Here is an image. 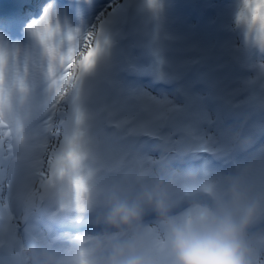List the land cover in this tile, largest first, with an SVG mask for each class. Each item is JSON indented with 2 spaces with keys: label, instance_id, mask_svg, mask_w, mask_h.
Wrapping results in <instances>:
<instances>
[{
  "label": "snow or ice",
  "instance_id": "1",
  "mask_svg": "<svg viewBox=\"0 0 264 264\" xmlns=\"http://www.w3.org/2000/svg\"><path fill=\"white\" fill-rule=\"evenodd\" d=\"M18 0L20 12L0 17V264H24L27 242L61 246L82 241L80 231L58 232L64 222L80 224L109 195L133 197L137 177L178 168L186 157L227 155L229 144L201 127L205 117L189 104L153 95L119 73L102 25L84 27L58 0ZM154 7L153 0H148ZM243 19L264 26V0H244ZM264 31V28H262ZM259 47L264 38L258 35ZM107 54V55H106ZM142 138L158 155L143 152ZM118 144L119 150L112 146ZM198 191L212 195L218 174L200 167ZM118 173L116 177L112 173ZM177 212L189 189L176 180ZM264 202V165L249 181ZM141 229L162 251L156 222ZM250 264H264V238L249 233Z\"/></svg>",
  "mask_w": 264,
  "mask_h": 264
},
{
  "label": "rangeland",
  "instance_id": "2",
  "mask_svg": "<svg viewBox=\"0 0 264 264\" xmlns=\"http://www.w3.org/2000/svg\"><path fill=\"white\" fill-rule=\"evenodd\" d=\"M38 2L40 5L43 0ZM153 3L154 7H149L148 0H78L77 21L84 27L102 25L113 62L128 58L139 65L141 78L148 75L150 81L134 80L138 87L167 96L178 106L191 105L205 117L201 127L221 142L228 143L223 135L226 130L240 132L248 139L244 150L229 145L227 155L186 157L188 163L174 167L192 165L212 174H231L247 166L255 173L264 165V49L258 41V35L264 38V26L257 22L249 30L250 19L240 15L246 10L244 0ZM75 4L62 7L74 16ZM39 5L32 0L31 10L36 15ZM162 17L169 19L164 33ZM118 74L128 77L125 67ZM163 78L165 85L156 86ZM142 141L143 152L156 157L153 142L147 138ZM119 147L112 146L114 151ZM118 175L112 173L113 177ZM101 212V207L93 206L81 221L91 226L78 231L86 235L99 232L97 217ZM152 221L153 216L147 214L144 222ZM69 223L64 222L58 232L67 231ZM250 231L257 243L264 238V218H259Z\"/></svg>",
  "mask_w": 264,
  "mask_h": 264
},
{
  "label": "clouds",
  "instance_id": "3",
  "mask_svg": "<svg viewBox=\"0 0 264 264\" xmlns=\"http://www.w3.org/2000/svg\"><path fill=\"white\" fill-rule=\"evenodd\" d=\"M223 135L233 148L248 145L240 132ZM253 175L247 166L218 174L219 190L207 195L198 191L202 175L192 165L161 168L148 179L140 174L133 197L103 200L99 232L61 246L27 242L21 248L24 264H250V228L264 218V202L249 184ZM177 179L189 189L181 212L174 195ZM147 214L163 233L160 253L140 227Z\"/></svg>",
  "mask_w": 264,
  "mask_h": 264
},
{
  "label": "water",
  "instance_id": "4",
  "mask_svg": "<svg viewBox=\"0 0 264 264\" xmlns=\"http://www.w3.org/2000/svg\"><path fill=\"white\" fill-rule=\"evenodd\" d=\"M128 67H126V72L129 74V75H132V76H137L138 73L140 72V68L138 66L137 63L131 61V60H128Z\"/></svg>",
  "mask_w": 264,
  "mask_h": 264
},
{
  "label": "bare ground",
  "instance_id": "5",
  "mask_svg": "<svg viewBox=\"0 0 264 264\" xmlns=\"http://www.w3.org/2000/svg\"><path fill=\"white\" fill-rule=\"evenodd\" d=\"M34 3H35V5H39L38 0L37 1L34 0ZM160 25H161L160 28H161L162 32L163 33L166 32L168 30V28H169V19L167 18V20H166L165 17H162V21H161Z\"/></svg>",
  "mask_w": 264,
  "mask_h": 264
},
{
  "label": "flooded vegetation",
  "instance_id": "6",
  "mask_svg": "<svg viewBox=\"0 0 264 264\" xmlns=\"http://www.w3.org/2000/svg\"><path fill=\"white\" fill-rule=\"evenodd\" d=\"M159 60H161L163 63H165V61L163 59H159ZM144 81H150V79L149 78H145ZM161 83H165V81H162ZM155 84L157 86H159L157 82Z\"/></svg>",
  "mask_w": 264,
  "mask_h": 264
}]
</instances>
